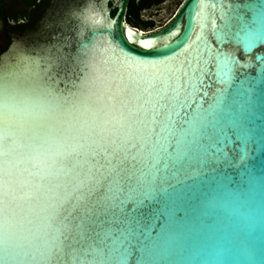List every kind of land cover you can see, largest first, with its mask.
Returning a JSON list of instances; mask_svg holds the SVG:
<instances>
[{"label": "snow or ice", "instance_id": "1", "mask_svg": "<svg viewBox=\"0 0 264 264\" xmlns=\"http://www.w3.org/2000/svg\"><path fill=\"white\" fill-rule=\"evenodd\" d=\"M219 3L202 46L161 76L101 68L72 90L43 76L35 224L0 264H179L187 222L234 183L264 185V0ZM154 39L128 33L141 51L121 53L154 64Z\"/></svg>", "mask_w": 264, "mask_h": 264}, {"label": "water", "instance_id": "2", "mask_svg": "<svg viewBox=\"0 0 264 264\" xmlns=\"http://www.w3.org/2000/svg\"><path fill=\"white\" fill-rule=\"evenodd\" d=\"M130 1L49 0L33 27L19 33L7 27L10 44L0 53V68L39 72L60 90H72L86 72L101 68L147 79L184 65L202 46V33L214 20L220 23L219 0H182L166 23L143 30L127 22ZM128 33L156 37L151 43L158 51L145 57L156 63L128 62L121 47L131 50L129 55L141 51L135 44H124ZM34 216L26 212L19 217L22 237L33 230ZM179 245V264H264V185L257 178L228 186L211 209L187 222Z\"/></svg>", "mask_w": 264, "mask_h": 264}, {"label": "clouds", "instance_id": "3", "mask_svg": "<svg viewBox=\"0 0 264 264\" xmlns=\"http://www.w3.org/2000/svg\"><path fill=\"white\" fill-rule=\"evenodd\" d=\"M43 75L18 67L0 68V245L18 240V219L35 212L34 187L42 149L34 135L46 103Z\"/></svg>", "mask_w": 264, "mask_h": 264}, {"label": "flooded vegetation", "instance_id": "4", "mask_svg": "<svg viewBox=\"0 0 264 264\" xmlns=\"http://www.w3.org/2000/svg\"><path fill=\"white\" fill-rule=\"evenodd\" d=\"M29 2V0H0V53L10 44L7 27L17 33L33 27L34 25L28 27L30 20L37 21L41 17L49 0ZM144 10L147 8L142 9V11Z\"/></svg>", "mask_w": 264, "mask_h": 264}, {"label": "trees", "instance_id": "5", "mask_svg": "<svg viewBox=\"0 0 264 264\" xmlns=\"http://www.w3.org/2000/svg\"><path fill=\"white\" fill-rule=\"evenodd\" d=\"M31 3L32 0H29ZM166 0H131L129 9L127 12V22L137 28L148 30L155 27V22L151 19L141 18V12L143 8H152L165 2ZM115 11H113L114 13ZM36 23L35 19L30 20L28 27L33 26Z\"/></svg>", "mask_w": 264, "mask_h": 264}, {"label": "rangeland", "instance_id": "6", "mask_svg": "<svg viewBox=\"0 0 264 264\" xmlns=\"http://www.w3.org/2000/svg\"><path fill=\"white\" fill-rule=\"evenodd\" d=\"M181 2L182 0H166L160 5L142 11L141 18L153 20L155 27L162 26L172 17Z\"/></svg>", "mask_w": 264, "mask_h": 264}]
</instances>
